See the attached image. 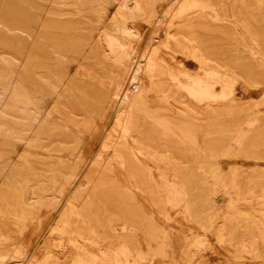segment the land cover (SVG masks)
<instances>
[{
  "label": "rangeland",
  "instance_id": "rangeland-1",
  "mask_svg": "<svg viewBox=\"0 0 264 264\" xmlns=\"http://www.w3.org/2000/svg\"><path fill=\"white\" fill-rule=\"evenodd\" d=\"M263 236L264 0H0V261L264 264Z\"/></svg>",
  "mask_w": 264,
  "mask_h": 264
},
{
  "label": "bare ground",
  "instance_id": "bare-ground-1",
  "mask_svg": "<svg viewBox=\"0 0 264 264\" xmlns=\"http://www.w3.org/2000/svg\"><path fill=\"white\" fill-rule=\"evenodd\" d=\"M259 1V0H258ZM254 3V2H253ZM65 4V3H64ZM255 4V3H254ZM261 10V9H260ZM216 12V11H215ZM247 29V28H246ZM116 31V30H115ZM119 31V30H118ZM135 37V36H134ZM119 39V38H118ZM114 40V39H113ZM121 39H119V41H120ZM109 44V43H108ZM115 45V44H114ZM188 45H189V43H188ZM187 45V46H188ZM192 45V44H191ZM129 46V45H128ZM118 47V46H117ZM130 49H132V48H130ZM200 50H202V49H200ZM198 50H197V47H194L193 49H191V52H194V54L195 55H197L198 56V52H197ZM133 52V51H132ZM190 52V53H191ZM125 56H127V58L124 60L125 61V63H126V61H129V62H127V63H129L130 65H131V67H128V70H129V74H130V76H129V79H130V88H129V91H130V93L133 95V94H135V92L136 91H138L139 90V88H140V83H139V78L142 76V77H145V78H147L146 79V86L147 87H149V83H150V81H149V77L151 76V74L149 73V68H147V69H145L144 70V68H143V63L142 62H138V60H137V62H135L136 63V67L135 68H133L132 67V64H133V60H132V58H130V54H127V55H125ZM205 56V55H204ZM131 61V62H130ZM203 62V61H202ZM134 63V64H135ZM145 63V62H144ZM208 63V62H207ZM133 64V65H134ZM146 64V66L148 67V64L149 63H145ZM144 64V65H145ZM153 64V63H152ZM203 64V63H202ZM128 66V65H127ZM145 66V67H146ZM153 67V66H152ZM155 67V66H154ZM133 68V69H132ZM154 73V72H153ZM155 81V80H154ZM152 83V82H151ZM158 83H159V81H158ZM163 83V82H162ZM200 84V83H199ZM201 84H202V86L204 85L202 82H201ZM153 85V84H152ZM158 85V84H157ZM142 86V85H141ZM151 87V86H150ZM154 87V86H153ZM207 87V86H206ZM146 90V89H145ZM151 90V89H150ZM206 90V89H205ZM193 91V93H195L194 92V90H192ZM202 91L204 92V90H203V88H202ZM142 93V92H141ZM150 93V92H149ZM154 95V94H153ZM131 96V95H130ZM143 96V95H142ZM153 97V96H152ZM131 98V97H130ZM154 98V97H153ZM136 99H137V97H136ZM156 99V98H155ZM153 101V100H152ZM151 101V102H152ZM156 101V100H155ZM168 102V101H167ZM155 103V102H154ZM165 103V102H164ZM128 104L129 105H131L132 107L135 105L134 104V102H132L131 100L128 102ZM153 104V103H152ZM136 106H138V105H136ZM130 110V109H129ZM133 110V109H132ZM137 110V109H136ZM140 110V109H139ZM144 113V112H143ZM149 115V114H148ZM147 115V116H148ZM156 116V115H155ZM153 118H155V117H153ZM156 119H159V118H155V120ZM159 123H160V121H159ZM174 132V131H173ZM183 132V131H182ZM185 135V134H184ZM186 136V135H185ZM180 137V136H179ZM181 138V137H180ZM189 138V137H188ZM183 140V139H182ZM191 143H192V141H191ZM190 148V147H189ZM189 151H190V149H189ZM193 151V150H192ZM195 151V150H194ZM193 153V152H192ZM170 162H172L174 165H176V166H178V165H180V164H178V163H175V162H173V161H170ZM8 167V166H7ZM182 167V166H181ZM203 168V167H202ZM201 168V169H202ZM204 170H206V169H204ZM177 171V170H176ZM215 171V170H214ZM213 171V172H214ZM213 172H212V174H213ZM216 172V171H215ZM177 173V172H176ZM216 175H217V177L223 182L224 180H225V175L224 174H222V173H220V172H218V173H216ZM211 176H213V175H210L209 173H208V171H203L202 172V174H197V173H195L194 171H190V173H189V175H185V174H177V175H174V183H179L180 181H186V180H188V182H187V184H188V187H189V189H191V190H196V189H199V190H202L203 192L204 191H206L205 193H207V194H209L208 195V197L210 196V205L212 206V204H214L215 203V199H213L212 197H211V193H213L212 192V190H213V187H212V185H211V181H210V178H211ZM240 184H238V183H235V184H233L232 186H231V188L233 189V191H235V192H238L239 191V189H240ZM177 190V188H174V191H176ZM241 190V189H240ZM211 192V193H210ZM250 200L251 201H254V200H256V197L255 196H251L250 197ZM52 207V206H51ZM54 207V206H53ZM52 207V208H53ZM47 210V209H46ZM213 217V216H212ZM217 235V234H216ZM32 239V238H31ZM33 240V239H32ZM263 241H264V236H263V239H262ZM0 264H7L4 260L3 261H0Z\"/></svg>",
  "mask_w": 264,
  "mask_h": 264
}]
</instances>
